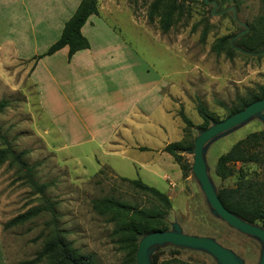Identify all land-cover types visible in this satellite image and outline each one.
I'll return each instance as SVG.
<instances>
[{
  "label": "rangeland",
  "instance_id": "374dc122",
  "mask_svg": "<svg viewBox=\"0 0 264 264\" xmlns=\"http://www.w3.org/2000/svg\"><path fill=\"white\" fill-rule=\"evenodd\" d=\"M79 1H71V11L63 18ZM150 1L97 0L100 12L82 28L90 48L70 60L64 49L46 56L33 75L34 57L57 40V30L50 20L40 19L46 11L0 3V100L9 101L0 112V148L26 150L24 159L33 167L34 180L47 185L43 194L38 193L17 166H0V242L7 264L34 258L54 227L97 264H130L116 223L93 206L104 197L152 206L150 196L122 177L140 178L169 197L168 229L176 223L182 233L212 238L243 264H257L260 241L211 213L191 171L192 149L182 153L190 164L186 176L162 149L172 142L195 141L203 130L196 110L199 102L223 120L248 90L264 91V53L254 56L233 49L229 57L226 50L212 48L222 37L230 42L244 30L250 34L262 14L260 0H213L214 14L212 4L186 0L183 15L174 18L167 32L157 18L147 20ZM228 7L234 8L236 19L231 10L216 14ZM32 80L47 101L44 110ZM112 98L122 101L124 109L111 106ZM132 106L130 130L119 127L116 138L114 129L128 124L123 116ZM180 112L192 126L184 123ZM259 130H264V122L255 116L204 145L207 173L216 191L235 186L241 175L262 177V169L252 163L229 164L231 173L224 179L215 173L221 154ZM45 200L52 203L53 213L42 211L4 226ZM154 252L159 253L158 264H217L205 251L172 244L155 246ZM36 264L48 262L43 258Z\"/></svg>",
  "mask_w": 264,
  "mask_h": 264
},
{
  "label": "trees",
  "instance_id": "16d2710c",
  "mask_svg": "<svg viewBox=\"0 0 264 264\" xmlns=\"http://www.w3.org/2000/svg\"><path fill=\"white\" fill-rule=\"evenodd\" d=\"M186 0H151L147 9V20L152 22L158 20L160 29L167 32L172 26L174 18L183 15V3ZM222 2L229 0H221ZM216 2V1H215ZM262 14L257 22L251 26L250 34L244 32L238 36L234 46L247 53H253L262 48L264 44V0H260ZM203 4H206L203 0ZM98 14L97 0H80L70 18L64 23L61 34L45 52L34 57L38 60L44 56L54 54L63 47H67V58L70 60L73 54L82 49L89 48L88 39L82 34L81 28L90 15ZM245 31V30H244ZM236 36V35H235ZM234 36V37H235ZM213 50L220 52L226 50L227 56H232L233 49L227 37H222L213 45ZM236 50V49H235ZM264 97V91L259 88L256 91L248 90L244 96L237 99V103L228 111V116L242 110L248 104ZM9 105L6 99L0 100V112ZM196 110L202 119L201 129H206L211 122L220 121L205 105L198 103ZM181 119L187 126H192L191 121L180 112ZM194 148V140L190 142L177 141L166 144L162 151L168 153L179 165L184 175L190 171V164L183 158L182 153ZM26 150L14 151L7 145L0 148V166L5 162L17 166L26 181L38 192L43 194L46 184H38L34 180L33 167L28 165L24 159ZM252 163L262 169L261 178H249L241 175L233 187H223L217 190L223 206L244 221L252 224L260 223L264 228V130L248 133L239 139L223 154L215 164V173L220 178H226L231 172L228 165L231 163ZM121 180L128 182L133 188L152 198L153 204L149 208L133 206L118 201L115 198L104 197L93 201L94 208L109 215V220L116 223V233L120 238L125 256L130 264H136L135 253L139 239L151 232L168 230L166 215L171 207L169 197L159 189L144 183L140 178ZM42 211L53 213L52 203L45 200V204L29 208L27 211L16 215L5 223L10 227L30 220ZM177 251V250H176ZM174 255L177 254L173 253ZM48 264H97L90 254H82L73 248L62 232L56 227L53 228L50 236L43 244L41 250L32 259L18 262L16 264H36L42 259ZM159 253L151 255V263L158 264ZM172 259L176 260L175 257ZM166 262H162L165 264Z\"/></svg>",
  "mask_w": 264,
  "mask_h": 264
},
{
  "label": "water",
  "instance_id": "95a60500",
  "mask_svg": "<svg viewBox=\"0 0 264 264\" xmlns=\"http://www.w3.org/2000/svg\"><path fill=\"white\" fill-rule=\"evenodd\" d=\"M204 2L206 4L210 3L213 5L211 13L214 14L217 3L213 0H204ZM228 10L232 11L233 17L234 19H236V13L233 7H228L222 11H218L216 14L224 13ZM243 32L244 31L240 32L235 37L230 39V44L232 48L242 53H247L234 46L233 44L234 39L240 36ZM262 53H264V44L260 51L247 54L257 56ZM255 116L261 117L264 122V97L248 104L242 110L231 114L223 120H220L218 122H211V125L208 128L199 131V134L194 141V148L191 150L193 153L191 171L194 178L199 184V187L206 199L207 204L211 209V213L226 222V224H228L230 227L238 230L241 233L252 236L260 241L262 247L257 264H264V228L257 224H252L244 221L234 213L228 211L223 206L219 197L217 196L216 189L210 181L203 156L204 145L208 141L216 138L217 136H220L226 131L242 124L243 122ZM166 244L205 251L215 258L217 264H243L242 260L237 257L232 251L221 246L212 238L204 236L199 237L182 233L181 229L176 223L172 225L171 229L165 231L157 230L148 233L139 239L135 253L136 264H152V248L155 246H162Z\"/></svg>",
  "mask_w": 264,
  "mask_h": 264
},
{
  "label": "crops",
  "instance_id": "0c3cea01",
  "mask_svg": "<svg viewBox=\"0 0 264 264\" xmlns=\"http://www.w3.org/2000/svg\"><path fill=\"white\" fill-rule=\"evenodd\" d=\"M71 1L72 0H0V3L4 4V7H7V8L15 7L17 9H23V10H27V11L32 10V9L33 10H38V11H46L45 15L40 17V19H42L44 21L50 20V24L51 23L53 24L54 30H57V33H58L57 37H59L60 34H61V31H62V28L64 26V23L70 18V16L75 11L74 10L71 14H69L70 16L67 15V18H63V14L67 10L69 11L70 8H71V5H70ZM52 10L55 11V12H52ZM49 11H51V12H49ZM99 12H100V10L98 8V13ZM91 16L92 15H90L87 18L85 23H87V21H89ZM85 23H84V25H85ZM84 25L82 26V28L84 27ZM82 28H81V32H82ZM89 48H90V43H89ZM89 48H87V49H89ZM61 49H64L65 51H67V47L66 46L61 48ZM61 49H59V50H61ZM87 49H82V50H79V51H83V50H87ZM79 51H77V52H79ZM49 56H51V55H49ZM44 57H46V56H44ZM44 57L36 60L34 66L32 67L31 75H33V74H35L37 72V70L39 68V65L42 62V59ZM73 57H74V54L72 55V57L70 59H72ZM32 82L36 85V88L38 89V101H39L40 108H42L41 110H44V109H46V102L47 101L44 102V100L42 99L43 94H41V92H39V85L37 83H35L33 80H32ZM108 101H110V105L111 106H113V107H115L117 109H120V110H121V108L124 109V104L122 103V101L115 100L113 98L109 99ZM133 111H134V107L132 106L130 112H128L125 116H123V119H125V121H127L128 124L121 123L119 126L115 127L114 134L116 135V138H117V133L119 132V127L126 126L127 130H130L131 119H133V117H131L130 114ZM0 264H7V260L5 258V254H4V250L2 248L1 242H0Z\"/></svg>",
  "mask_w": 264,
  "mask_h": 264
}]
</instances>
